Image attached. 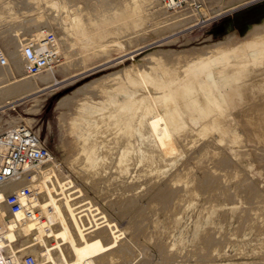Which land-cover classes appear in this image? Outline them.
<instances>
[{
  "label": "rangeland",
  "instance_id": "obj_1",
  "mask_svg": "<svg viewBox=\"0 0 264 264\" xmlns=\"http://www.w3.org/2000/svg\"><path fill=\"white\" fill-rule=\"evenodd\" d=\"M191 1L200 8L167 9L159 0H0V71L12 66L7 36L17 32L22 40L38 20L61 50L41 73L59 81L87 70L44 100L48 90L12 101L18 96L0 87V130L24 124L47 140L53 159L32 170L59 163L43 198L48 206L40 208L41 235L26 242L23 264H264V114L248 109L256 94L245 97L243 81L234 80L264 58V30H247L264 23V0L186 28L194 21L182 15L205 20L227 0ZM201 90L214 112L203 108ZM65 96L68 103L58 106ZM162 101L174 103L201 137L184 131L166 139L154 168L132 164L125 175L111 165L99 175L82 168L76 154L99 156L104 123L136 137L143 109ZM13 117L18 121L7 124Z\"/></svg>",
  "mask_w": 264,
  "mask_h": 264
},
{
  "label": "bare ground",
  "instance_id": "obj_2",
  "mask_svg": "<svg viewBox=\"0 0 264 264\" xmlns=\"http://www.w3.org/2000/svg\"><path fill=\"white\" fill-rule=\"evenodd\" d=\"M227 1L223 3L224 4L223 7H220L218 10L214 9L216 11L215 15L208 16L205 20H198V18H196V14H193L194 13L193 11L188 15H182L180 19L182 21H186L185 23L189 21H194L192 24L186 27V28H190L192 26L199 25L208 19H212L218 15L230 12L235 8L243 6L253 0H237L235 2H233V0L229 2ZM194 4H196L200 8L199 4H197L196 2ZM194 6L193 7L190 6V7L196 10L199 9ZM73 20H75L74 17ZM42 24L46 26L44 23H42V21L39 20L35 21L32 28H30L26 32L27 36L25 33L24 35H20L21 38H23L22 40L18 41L19 36L16 32V36L14 35V37L11 38L7 36V42L4 43V45L2 43L4 49L8 50V56L10 58L11 61L10 64H12V66L10 67L7 66L1 69L3 71H0L2 72L0 73V87L4 88L5 90L4 93L13 95L11 97L14 98V95L18 96L12 101H17L22 98L31 96V94L48 90L43 95L44 97L42 98V100H44L49 95L50 91L58 87L60 82L87 71V70L80 71L79 73L70 75L69 77H66L65 79L59 81H55L54 80L55 78L53 79L52 76L50 75L51 73L43 74L40 72V74L38 73L35 75H26L20 72L21 68L24 67V62L22 58V48L24 45L23 43L26 40L35 41L36 43H39L40 45L43 46H44L43 40L47 39V36L49 38H52L54 42L56 40L54 38L53 33H51L50 31L51 29H47V28L43 29L44 26L42 27L41 26ZM247 30L250 34H256L264 30V23L262 25H256V24L251 25ZM142 47L134 48L130 52L132 53ZM56 48H57V52L60 53L61 50L58 47ZM173 59H175V57ZM260 61H261V65L257 69H253L250 67V68H245L242 72L239 73L236 72L237 74H234V80L243 81V84L240 85L242 88L241 92L245 97L251 98L252 96H254V94H256L255 96L257 97L256 102L248 104L247 105L248 109H250L251 111H256L264 114V58L262 60V56L260 58ZM62 64L63 63H60L57 66H60ZM140 68L142 67L140 66ZM145 69L147 68L145 67ZM230 72L232 73V71ZM230 72H228V74ZM83 87L87 88V86H83ZM206 91L205 90L200 91L202 97L201 99L203 103L202 105L203 108H205L206 112L211 113L214 112L215 110L214 107H216V105L214 106L211 103ZM67 98L68 96L61 98V100H59L58 102V106L61 107L65 102L69 101V99L66 101ZM35 99L36 96H33L29 98V101L35 102L36 101ZM16 119L17 118L13 117L12 120L7 121L6 119L5 121L7 124L9 123L10 125V124H15L18 121ZM137 122H138V131L136 133V137L133 136V133L130 130L120 128L118 124L104 123L101 126L102 128L98 132L99 133L98 138H100L101 140L99 156L97 158H93L87 155L86 153H83L82 151L81 152L78 151L79 153L76 154L77 157L82 156L83 159L85 160V163L82 166V168L85 171L88 172L90 171L93 172L94 174H97L100 170L102 171V169L105 168V165L107 167L108 165H111L110 166L111 169H114V171H116L118 175H122V174L125 175L127 173H130L129 169L130 166H132V164L133 166L137 164L142 165V163L144 162L143 164L147 165L146 167L154 168L153 166L157 163L156 155L161 156V153L159 152L162 150V145L164 144L166 139L170 140L177 134L181 136L180 135L181 133L183 135L184 133L187 134V132L188 133L190 132L191 134H195L196 136L201 137L202 130L201 129L193 130L192 128H190L182 118L179 111L176 109L174 103L169 104L165 101H162L158 105L156 104L147 105L143 109L142 114H140V116L137 118ZM208 126H209V122L207 120L204 122L203 128H207ZM261 130L264 131V129ZM257 131L261 132L258 129ZM35 132L36 134L39 135L37 131ZM46 141L47 140L44 139L42 143L45 144ZM172 144L174 143H171V145ZM167 145H169V143H167ZM51 157L47 159L45 162L51 161L53 159ZM48 166L50 168H47ZM56 166H59V163L54 158L52 163H47L46 166H44V168L42 169L30 170L26 173L17 175L7 180L6 182L0 184V264H5L4 255L10 264H23L22 255L27 250L26 242H28L30 238L33 237L35 238L41 235L39 231L42 230L41 225L43 224L42 223L43 220H39L40 219L39 212L41 207L48 206V204L43 200V198L45 196L46 189L50 187V183L53 182V177L55 175L54 170L56 169ZM107 167H106L107 170L110 169V167L109 168ZM52 171H54V173ZM52 173L54 174L53 177L51 175ZM55 178H58V175ZM21 191L24 192L23 195H20ZM23 229L26 230L25 233L22 231ZM37 229L39 231H37ZM1 250L4 251V254ZM29 259H32V256L31 257L29 256ZM238 264H249V261L240 262Z\"/></svg>",
  "mask_w": 264,
  "mask_h": 264
},
{
  "label": "built area",
  "instance_id": "obj_3",
  "mask_svg": "<svg viewBox=\"0 0 264 264\" xmlns=\"http://www.w3.org/2000/svg\"><path fill=\"white\" fill-rule=\"evenodd\" d=\"M167 9H180L187 6L199 8L191 0H160ZM44 46L32 40H26L22 48L24 72L35 75L54 63L59 54L55 42L47 36ZM1 63H5L2 57ZM50 149L30 127L20 124L0 130V184L26 173L44 163L51 157ZM21 191L20 195H23ZM19 195V197H20Z\"/></svg>",
  "mask_w": 264,
  "mask_h": 264
},
{
  "label": "crops",
  "instance_id": "obj_4",
  "mask_svg": "<svg viewBox=\"0 0 264 264\" xmlns=\"http://www.w3.org/2000/svg\"><path fill=\"white\" fill-rule=\"evenodd\" d=\"M6 261V260H5Z\"/></svg>",
  "mask_w": 264,
  "mask_h": 264
}]
</instances>
